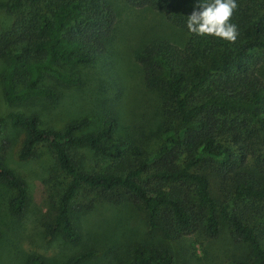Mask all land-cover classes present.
Wrapping results in <instances>:
<instances>
[{
    "label": "trees",
    "instance_id": "obj_1",
    "mask_svg": "<svg viewBox=\"0 0 264 264\" xmlns=\"http://www.w3.org/2000/svg\"><path fill=\"white\" fill-rule=\"evenodd\" d=\"M199 2L125 0L159 11L186 34L182 46L153 40L134 52L143 80L158 94L161 120L151 151L136 142L124 148L115 138L113 113L89 132L85 117L53 128L42 127L36 113L7 115L21 132L19 158L30 159L46 146L53 159L43 179L56 197L50 238L81 239L72 208L84 195L77 210L82 214L97 200L128 202L144 214L153 233L170 240L198 229L215 238L223 221L245 247L227 264H264V0H237L231 18L239 32L235 42L189 32L187 19ZM0 9L12 18L0 34V80L8 104L55 99L57 91L43 82L46 76L77 83L63 69L101 61L117 11L112 0H7ZM4 125L0 117V185L13 190L8 209L20 215L28 184L3 161L12 146L1 138ZM88 155L97 161L88 163ZM128 251L129 261L116 264L174 262L164 243L135 242ZM89 255L81 253L72 264ZM28 264L46 262L32 254Z\"/></svg>",
    "mask_w": 264,
    "mask_h": 264
},
{
    "label": "rangeland",
    "instance_id": "obj_2",
    "mask_svg": "<svg viewBox=\"0 0 264 264\" xmlns=\"http://www.w3.org/2000/svg\"><path fill=\"white\" fill-rule=\"evenodd\" d=\"M112 2L117 10L116 23L101 61L65 67L63 70L77 78V83L64 84L46 76L43 82L57 91L55 99L8 104L0 80V117L5 118L1 138L12 143L3 161L27 182L29 190L23 212L13 215L8 201L14 192L0 185V264H28L32 254L43 256L46 264H72L85 252L90 255L78 264L123 263L129 261L128 249L135 242L164 243L174 254L173 264H227L233 257L242 255L245 247L236 243L225 222H221L222 230L215 238L198 229L175 240L165 239L153 233L144 214L128 202L113 204L97 200L91 211L82 214L77 211L78 205L86 197L79 195L73 200L72 215L83 232L81 239L69 243L62 235L50 238L47 233L56 197L43 179L53 168V159L46 146H39L30 159L19 158L21 132L10 125L7 118L10 112L36 113L42 127L53 128H62L67 122L85 117L87 132L98 129L102 118L113 113L117 119L115 138L122 141L124 148L136 142L151 151L158 143L156 130L161 120L158 94L143 80L134 52L153 40L182 46L186 34L159 11L132 7L125 0ZM11 19L0 9V34L9 27ZM3 67L0 60V74ZM89 158L88 163L96 160ZM97 163L102 168L108 165L105 161Z\"/></svg>",
    "mask_w": 264,
    "mask_h": 264
},
{
    "label": "clouds",
    "instance_id": "obj_3",
    "mask_svg": "<svg viewBox=\"0 0 264 264\" xmlns=\"http://www.w3.org/2000/svg\"><path fill=\"white\" fill-rule=\"evenodd\" d=\"M238 7L237 0H200L188 16L187 29L199 37L235 42L239 32L231 18Z\"/></svg>",
    "mask_w": 264,
    "mask_h": 264
}]
</instances>
